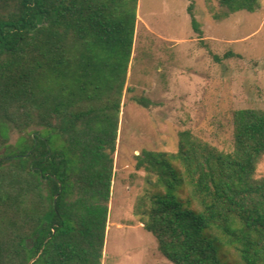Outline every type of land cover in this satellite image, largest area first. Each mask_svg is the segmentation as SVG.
Instances as JSON below:
<instances>
[{
	"label": "trees",
	"instance_id": "16d2710c",
	"mask_svg": "<svg viewBox=\"0 0 264 264\" xmlns=\"http://www.w3.org/2000/svg\"><path fill=\"white\" fill-rule=\"evenodd\" d=\"M138 1L0 0V264H102ZM216 1V19L260 7ZM232 123L230 151L185 129L137 155L163 188L144 227L174 264H264V109Z\"/></svg>",
	"mask_w": 264,
	"mask_h": 264
},
{
	"label": "rangeland",
	"instance_id": "374dc122",
	"mask_svg": "<svg viewBox=\"0 0 264 264\" xmlns=\"http://www.w3.org/2000/svg\"><path fill=\"white\" fill-rule=\"evenodd\" d=\"M191 2L203 42L191 24ZM217 9L216 0L138 1L102 264H174L144 227L147 195L163 188L156 174L137 167L142 150L175 153L179 132L189 129L230 151L234 110L264 109V0L253 12L239 10L223 19L214 18ZM228 51L236 55L224 57ZM140 96L151 103L139 104ZM17 138L11 133L12 142ZM257 176H264V155ZM235 256L227 253L230 261Z\"/></svg>",
	"mask_w": 264,
	"mask_h": 264
},
{
	"label": "water",
	"instance_id": "95a60500",
	"mask_svg": "<svg viewBox=\"0 0 264 264\" xmlns=\"http://www.w3.org/2000/svg\"><path fill=\"white\" fill-rule=\"evenodd\" d=\"M60 187H61V184H60ZM32 262V261H31ZM31 262L29 264H31Z\"/></svg>",
	"mask_w": 264,
	"mask_h": 264
}]
</instances>
